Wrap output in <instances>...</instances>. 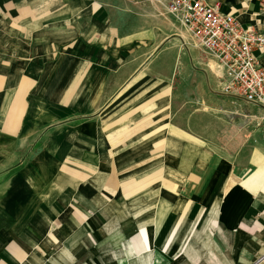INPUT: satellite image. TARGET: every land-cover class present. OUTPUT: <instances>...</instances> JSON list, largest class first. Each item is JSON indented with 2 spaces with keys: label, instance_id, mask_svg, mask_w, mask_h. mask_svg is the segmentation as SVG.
Wrapping results in <instances>:
<instances>
[{
  "label": "crops",
  "instance_id": "1",
  "mask_svg": "<svg viewBox=\"0 0 264 264\" xmlns=\"http://www.w3.org/2000/svg\"><path fill=\"white\" fill-rule=\"evenodd\" d=\"M111 9L0 0V264H264V107L163 7Z\"/></svg>",
  "mask_w": 264,
  "mask_h": 264
},
{
  "label": "built area",
  "instance_id": "2",
  "mask_svg": "<svg viewBox=\"0 0 264 264\" xmlns=\"http://www.w3.org/2000/svg\"><path fill=\"white\" fill-rule=\"evenodd\" d=\"M157 1L181 22L185 42L203 48L227 71L223 92L264 107V65L255 55L256 50L264 54V26H244L235 14L206 0Z\"/></svg>",
  "mask_w": 264,
  "mask_h": 264
},
{
  "label": "rangeland",
  "instance_id": "3",
  "mask_svg": "<svg viewBox=\"0 0 264 264\" xmlns=\"http://www.w3.org/2000/svg\"><path fill=\"white\" fill-rule=\"evenodd\" d=\"M106 3L111 7V15L116 21H120L121 23L128 24L134 18H138L141 16L145 17H155L160 14V11L158 8L162 7L161 4L157 0H105ZM146 5V6H142ZM140 8H146V9H140ZM158 14V15H157ZM162 15V14H161ZM118 21V22H119ZM252 105V104H251ZM21 148H14V154L13 150L10 152L13 154V157H15V151L20 150ZM16 156L15 161H24L28 157L24 155ZM21 159V160H20ZM18 164L13 165V168H15ZM12 168V167H11ZM12 170V169H11ZM14 170V169H13Z\"/></svg>",
  "mask_w": 264,
  "mask_h": 264
}]
</instances>
